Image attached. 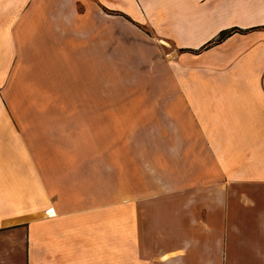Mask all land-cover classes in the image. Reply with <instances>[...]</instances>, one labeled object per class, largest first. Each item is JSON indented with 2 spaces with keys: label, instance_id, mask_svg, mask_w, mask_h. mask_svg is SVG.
<instances>
[{
  "label": "crops",
  "instance_id": "0c3cea01",
  "mask_svg": "<svg viewBox=\"0 0 264 264\" xmlns=\"http://www.w3.org/2000/svg\"><path fill=\"white\" fill-rule=\"evenodd\" d=\"M0 264H264V0H0Z\"/></svg>",
  "mask_w": 264,
  "mask_h": 264
},
{
  "label": "rangeland",
  "instance_id": "374dc122",
  "mask_svg": "<svg viewBox=\"0 0 264 264\" xmlns=\"http://www.w3.org/2000/svg\"><path fill=\"white\" fill-rule=\"evenodd\" d=\"M134 57V59L136 60V58H135V56H133ZM126 66V70H127V72H130V73H132V72H135V73H140V75H142V74H144V73H146V74H148V73H152L151 71H152V69H150V68H146V66L145 65H139V64H136V66H133V65H131V66H129L128 64H126L125 65ZM129 67V68H128ZM139 67V68H138ZM134 68V69H133ZM138 68V69H137ZM149 69V70H148ZM75 74H78L79 75V77L82 75V77H83V79H85L87 76H85L84 74L85 73H82L81 71H77V70H74V69H70V77L71 78H74V76L73 75H75ZM103 74H105L103 71H102V78H103ZM78 75H76V76H78ZM120 75V71H119V73H118V76ZM146 76V75H145ZM103 80V79H102ZM120 80V79H119ZM101 94H103V87L101 88Z\"/></svg>",
  "mask_w": 264,
  "mask_h": 264
},
{
  "label": "trees",
  "instance_id": "16d2710c",
  "mask_svg": "<svg viewBox=\"0 0 264 264\" xmlns=\"http://www.w3.org/2000/svg\"><path fill=\"white\" fill-rule=\"evenodd\" d=\"M235 30L232 31H227L221 34V36L219 37V39L215 42V43H221L223 40H225L226 38H228L229 36H231L233 34Z\"/></svg>",
  "mask_w": 264,
  "mask_h": 264
},
{
  "label": "bare ground",
  "instance_id": "6f19581e",
  "mask_svg": "<svg viewBox=\"0 0 264 264\" xmlns=\"http://www.w3.org/2000/svg\"><path fill=\"white\" fill-rule=\"evenodd\" d=\"M53 214V213H52Z\"/></svg>",
  "mask_w": 264,
  "mask_h": 264
}]
</instances>
